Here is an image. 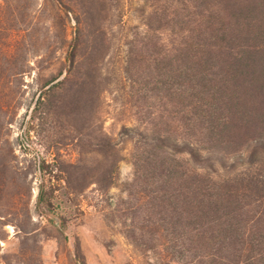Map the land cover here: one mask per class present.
<instances>
[{
    "label": "rangeland",
    "instance_id": "374dc122",
    "mask_svg": "<svg viewBox=\"0 0 264 264\" xmlns=\"http://www.w3.org/2000/svg\"><path fill=\"white\" fill-rule=\"evenodd\" d=\"M172 1L0 0V264L173 261L158 246V215L144 191L151 186L132 184L143 141L171 133L183 147L187 133L199 137L203 130L187 127L185 109L158 89L160 79H169L163 48L183 37L171 25L157 28ZM229 4L222 0L197 26L234 24ZM90 10L98 50L92 63L80 54L74 63L76 17ZM250 20L261 26L250 36L254 26H244L234 43L264 51V12ZM179 28L188 33L187 24ZM241 127L239 150L203 151L197 162L184 152L177 155L182 167L214 180L245 172L264 180V152L254 149L253 138L260 130ZM253 207L263 209L264 199Z\"/></svg>",
    "mask_w": 264,
    "mask_h": 264
},
{
    "label": "trees",
    "instance_id": "16d2710c",
    "mask_svg": "<svg viewBox=\"0 0 264 264\" xmlns=\"http://www.w3.org/2000/svg\"><path fill=\"white\" fill-rule=\"evenodd\" d=\"M221 2L174 0L169 7L171 12L160 14L157 28L171 25L173 31L176 28L177 35L181 32L183 37L181 40L175 36L172 48L167 51L163 48L162 74L169 79H160L158 89L165 97L172 96L169 100L176 107L185 109L190 116L187 127L193 130L201 125L203 130L198 132L201 139L187 133L190 137L183 139L186 140L183 147L178 145L180 139L173 138L171 133H160L143 141L138 146L140 154L133 161L132 184L152 187L144 189L151 200L146 205L158 215L153 222L154 227L159 228L158 246L172 254L173 261L264 264V208L253 207L257 200L264 199V192L261 193L264 180L246 172L214 180L192 168L182 167L177 156L189 152L190 160L197 162L201 161L203 151L239 150L240 145L235 147L239 137L236 130L242 128L241 125L249 127V132L256 131L253 127L260 130L257 134L253 132L257 141L254 149L264 152L263 114L256 118L261 106L264 107V51L251 43L243 44V48L234 43L244 26L249 23L261 26L250 19L264 12V0H255V3L230 0L229 6L232 5V10L235 8L230 16L234 24L220 23L215 27L213 22V26H207L209 31L197 26L198 19ZM245 9L256 13L246 15ZM76 18L79 25L71 61L75 63L80 54L86 55L92 63L93 53L98 50L96 18L91 10L80 12ZM245 19L248 21L243 22ZM185 24L188 33L185 28L178 29ZM252 28L255 26L250 27L249 36L255 34ZM261 31L257 29L258 33ZM252 115L255 119L246 122ZM242 140L243 145L249 143L246 138ZM254 152H251L250 163L257 158ZM42 199L40 191L38 202ZM144 243L147 245L148 241Z\"/></svg>",
    "mask_w": 264,
    "mask_h": 264
}]
</instances>
